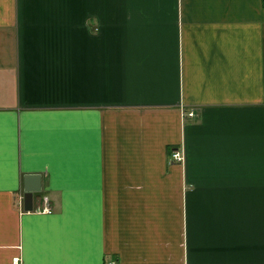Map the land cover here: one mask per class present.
I'll list each match as a JSON object with an SVG mask.
<instances>
[{
  "label": "crops",
  "instance_id": "1",
  "mask_svg": "<svg viewBox=\"0 0 264 264\" xmlns=\"http://www.w3.org/2000/svg\"><path fill=\"white\" fill-rule=\"evenodd\" d=\"M0 264H264V0H0Z\"/></svg>",
  "mask_w": 264,
  "mask_h": 264
},
{
  "label": "water",
  "instance_id": "2",
  "mask_svg": "<svg viewBox=\"0 0 264 264\" xmlns=\"http://www.w3.org/2000/svg\"><path fill=\"white\" fill-rule=\"evenodd\" d=\"M40 189L41 183L39 174H26L24 176L23 204L25 210H33L34 193L40 191Z\"/></svg>",
  "mask_w": 264,
  "mask_h": 264
},
{
  "label": "built area",
  "instance_id": "3",
  "mask_svg": "<svg viewBox=\"0 0 264 264\" xmlns=\"http://www.w3.org/2000/svg\"><path fill=\"white\" fill-rule=\"evenodd\" d=\"M188 116L192 117L194 114H193V111H188L186 113ZM173 158L174 159H177V160H181L182 159V155L179 151H175L173 152ZM36 210L38 211H49L50 210V207H49V204H48V198L47 196H42L41 198V204L40 206H38L36 208ZM17 261V259L15 258V262Z\"/></svg>",
  "mask_w": 264,
  "mask_h": 264
}]
</instances>
